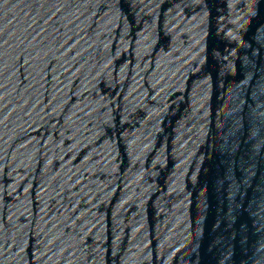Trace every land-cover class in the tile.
<instances>
[{"label": "water", "instance_id": "water-1", "mask_svg": "<svg viewBox=\"0 0 264 264\" xmlns=\"http://www.w3.org/2000/svg\"><path fill=\"white\" fill-rule=\"evenodd\" d=\"M0 264H264V0H0Z\"/></svg>", "mask_w": 264, "mask_h": 264}]
</instances>
